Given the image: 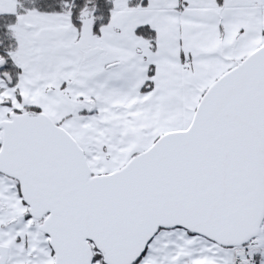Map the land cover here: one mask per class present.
Here are the masks:
<instances>
[{
  "label": "snow or ice",
  "instance_id": "snow-or-ice-1",
  "mask_svg": "<svg viewBox=\"0 0 264 264\" xmlns=\"http://www.w3.org/2000/svg\"><path fill=\"white\" fill-rule=\"evenodd\" d=\"M0 264H264V0H0Z\"/></svg>",
  "mask_w": 264,
  "mask_h": 264
}]
</instances>
